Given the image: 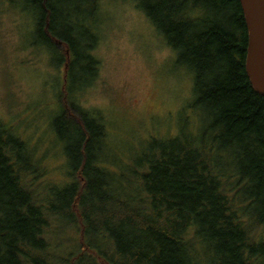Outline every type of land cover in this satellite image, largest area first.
<instances>
[{"label": "trees", "instance_id": "1", "mask_svg": "<svg viewBox=\"0 0 264 264\" xmlns=\"http://www.w3.org/2000/svg\"><path fill=\"white\" fill-rule=\"evenodd\" d=\"M133 1L192 73L200 130L184 122L112 171L102 116L74 98L98 75L101 0H25L33 43L63 67L51 126L66 171L46 180L0 119V264H264V93L240 1Z\"/></svg>", "mask_w": 264, "mask_h": 264}, {"label": "rangeland", "instance_id": "2", "mask_svg": "<svg viewBox=\"0 0 264 264\" xmlns=\"http://www.w3.org/2000/svg\"><path fill=\"white\" fill-rule=\"evenodd\" d=\"M24 1L0 0V119L27 141L48 170L45 179L59 181L66 160L51 122L60 110L63 67L33 43L34 15ZM134 4L101 0L93 51L98 75L74 97L102 116L108 133L105 162L117 174L134 166L133 157L153 138L179 133L184 122L192 133L201 128L200 109L191 106L192 73L176 65V52ZM68 101L77 105L72 97Z\"/></svg>", "mask_w": 264, "mask_h": 264}, {"label": "water", "instance_id": "3", "mask_svg": "<svg viewBox=\"0 0 264 264\" xmlns=\"http://www.w3.org/2000/svg\"><path fill=\"white\" fill-rule=\"evenodd\" d=\"M247 27L245 70L253 88L264 93V0H239Z\"/></svg>", "mask_w": 264, "mask_h": 264}]
</instances>
